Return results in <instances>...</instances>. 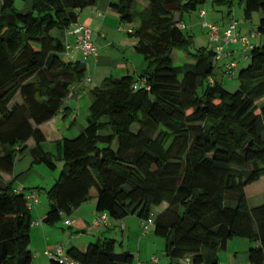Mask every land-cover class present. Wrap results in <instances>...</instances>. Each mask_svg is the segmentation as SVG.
Wrapping results in <instances>:
<instances>
[{
  "label": "trees",
  "instance_id": "16d2710c",
  "mask_svg": "<svg viewBox=\"0 0 264 264\" xmlns=\"http://www.w3.org/2000/svg\"><path fill=\"white\" fill-rule=\"evenodd\" d=\"M98 1L31 0L22 12L0 0V173L13 172L32 139V165L53 172L62 163L42 190L48 210L41 224H58L94 190L95 210L108 221L136 216L141 227L153 220L167 264H220L234 239L247 241L249 264H264V204L250 209L246 198V188L264 178V0H240L245 21L260 14L261 45L252 46L244 69L234 59L231 93L214 77L213 49L196 47L184 25L206 0L112 3L122 24H135L134 51L147 68L137 79L108 78L93 89L83 130L56 141L50 153L40 127L85 78L53 33L68 31ZM26 196L0 176V264H33ZM116 244L104 238L84 250L69 247L65 260L49 264H133L134 255L117 253Z\"/></svg>",
  "mask_w": 264,
  "mask_h": 264
},
{
  "label": "crops",
  "instance_id": "0c3cea01",
  "mask_svg": "<svg viewBox=\"0 0 264 264\" xmlns=\"http://www.w3.org/2000/svg\"><path fill=\"white\" fill-rule=\"evenodd\" d=\"M13 1L16 9L22 12L31 10V0ZM116 1L99 0L93 7L78 13L76 25H83L90 29L91 39L98 50V55L96 58L85 57L79 51L71 52L69 55V59L72 62H78L84 68L85 78L74 86L69 97L65 99L60 113L40 127L46 140L44 144L51 146L54 150L56 148V141L63 138H75L85 127L86 119L89 115V106L92 101L91 92L93 89L101 87L103 81L108 78H121L130 75L137 79L147 68V64L143 61L142 57L134 51L137 40L131 37V33L135 28V24L129 25L120 22L119 14L112 8V3ZM214 2L223 3L224 1L214 0ZM135 3L140 4L142 7L147 5L144 0H135ZM230 9H228L227 13L221 15L220 27L225 29L231 22H235L237 23L239 33L242 36H249V49L246 52L243 51L242 46L239 44L231 45L228 48V51L232 55L236 51L240 52V57L234 58L232 56L233 59H243L246 61V55L250 52L252 46L259 47L261 45V38L256 33L258 24L256 26L246 25L247 23L240 24L235 18L234 12ZM188 18L190 23L189 28L184 21L187 31L199 26L197 21L196 24H192L193 19L191 16H188ZM74 28L75 25L63 34L56 31L53 33L54 36L62 39L66 49L74 43ZM174 56L177 60L185 58L184 54L178 52ZM214 77L219 82L225 80L221 69L218 70V73ZM86 79L90 80L87 85L84 84V80ZM225 81L230 82L228 80ZM44 144L43 148L45 147ZM34 145L35 143L32 139L27 142V151L16 158L11 174L0 173L5 183L12 182L15 190L22 191L25 195H28L31 193V190L36 188L38 191L50 189L56 180L55 172H51L43 165H32L33 158L30 151ZM44 150L53 153L49 147L47 150L44 148ZM259 182H264V178H261ZM259 187H256L257 189H251L249 192L248 190L251 188V185L246 188L247 201L249 194L264 197V187L261 186L260 189ZM40 193V191L37 192V196ZM38 199V206L31 211L33 221L39 223V225L32 227L30 230L29 249L32 252L33 264H49L50 258L44 252L49 250L51 255L56 256V253H54L55 246L62 247L63 252L61 258H65L67 248L75 247L79 250H84L89 244H93L104 238H112L116 243H118L117 239H120V249L124 247L125 251L134 255L133 264H162L158 255L162 249L161 242L150 231L152 227L144 232L140 227L141 221L138 218L137 222L131 220L136 216H129L122 221L109 220L107 225L99 228L91 227V221L98 215L95 210L96 194L92 196L89 202L83 204L70 216L63 217V226H65V221L72 223L70 226H66L67 230L62 229L59 224L54 226L41 224L48 210V201L46 198L44 201H40L39 197ZM234 240L228 243L225 252L219 253L218 258L220 264H249L247 255L249 245L247 241L240 239L241 241L235 243ZM234 244H239L242 249L244 248V253H246L241 257L240 261ZM156 245H158V249H156ZM165 264H167V259ZM179 264L190 263L180 262Z\"/></svg>",
  "mask_w": 264,
  "mask_h": 264
},
{
  "label": "built area",
  "instance_id": "2783aa9c",
  "mask_svg": "<svg viewBox=\"0 0 264 264\" xmlns=\"http://www.w3.org/2000/svg\"><path fill=\"white\" fill-rule=\"evenodd\" d=\"M201 20H204L206 14L204 11H199L198 14ZM184 28L183 25L180 26ZM202 27L207 30V37L209 41V46L215 52V62H222V73L225 80L232 81L235 77L237 71V65L234 59L232 58V54L228 51V48L231 45L239 44L242 46L244 52L249 49V36H242L239 33L237 28V23L231 22L225 29H222L220 26L216 24H208L205 21L202 23ZM74 43L70 45L66 49V57H69L71 52L79 51L85 57L96 58L98 55V50L91 39V31L87 27L83 25H75L73 30ZM90 82L89 79L84 80V84L87 85ZM134 88H137V85H134ZM73 90V89H72ZM27 200V208L32 211L39 204V199L36 193H29L26 196ZM109 223L106 214L99 213L92 221L91 224L93 227H101L105 226ZM72 223L70 221H65V226H70ZM39 225L38 222L33 221L31 226ZM153 225V220L149 219L147 221L142 222L141 228L144 232H146ZM62 247L55 246L54 253L56 256L51 255L49 250H46L44 254L50 258H56L59 260H65V258H61L62 255ZM155 260V259H153ZM184 262L189 263V258H186Z\"/></svg>",
  "mask_w": 264,
  "mask_h": 264
},
{
  "label": "rangeland",
  "instance_id": "374dc122",
  "mask_svg": "<svg viewBox=\"0 0 264 264\" xmlns=\"http://www.w3.org/2000/svg\"><path fill=\"white\" fill-rule=\"evenodd\" d=\"M223 1H224L223 3H218V2H214V0H206L205 4L201 6V11H204L205 14H206L204 20H201L200 18H198L199 11H197L195 13H191V14L185 16L184 20H185L186 24L188 25V28H189V25H190L188 16L192 17V19H193V21H192L193 23L192 24H196L197 22L199 23V26L194 27L192 30H190V29L188 30V32L191 35H193V37H194V41H195V46L196 47L209 46V41H208V37H207V30L202 27L203 21H205L208 24H217L218 26H220L221 15H224V13H227L229 8H231L230 10H232L234 12V14H235L234 16H235V18L238 20V22L240 24L241 23L242 24L243 23H247L246 25H251V26H256L258 24L259 18H260V14H258V13H254L250 21H244L243 14H242L243 6L242 5L239 6V0H233V1L232 0H223ZM137 6L142 7L140 4H137ZM221 13H223V14H221ZM252 19H254V20H252ZM247 55L249 56V53ZM232 56L234 58H239L240 57V52L236 51L235 53H233ZM221 63L222 62L217 63L216 68H215V75H216V73H218V70H219L218 66L221 65ZM237 63H238V70H240V69H244L248 65L249 61L248 60L244 61L243 59H238ZM222 82H223V85H224L225 89L228 92L231 93V92H234L236 90L237 83H238L237 79L234 80V81H230L229 83L226 82L225 80H223ZM133 130H136V127H134ZM48 147H49V149H52L53 153L55 152L54 148H52L51 146H46L45 145L44 148L47 150ZM56 167H57L56 170L53 171V172H55V179H57L58 176H59L60 169L62 168V163H57ZM260 184H261L262 187H264V182H259V183L257 182V183H254V184L251 185V188L248 190V192L251 189H257L256 187H259ZM261 186L259 187V189L261 188ZM94 194H95V191L93 190L91 192V196H93ZM248 196H249L248 206H249L250 209L255 208L256 206L264 204V201H262L264 199H261V198H264V197H261L260 195L259 196L258 195L254 196V194H252V195L249 194ZM38 197L40 198V201L41 200L44 201V199L46 198V196H45V194H44V192L42 190H41V193H40V195ZM131 220H133L135 222L138 221L137 217H134ZM58 224L60 225V227L62 229L67 230L66 226H63L62 221L59 222ZM150 231L153 232V229L152 230L150 229ZM118 238H120V237H118ZM157 239L161 242V247H162V249L158 253L160 259L158 257L157 258L160 260V262L162 264H165L166 259H165L164 255L162 254L163 248H164V241L161 238H157ZM117 241H118V243L115 246V251L117 253H121V252L125 251L124 247L122 249H120V247H119L120 239H117ZM234 241H235V243H238L241 240L240 239H235ZM124 246H125V243H124ZM234 248L236 249V252L238 253L239 261H240L241 257L244 256V254H246V253H244V248L242 249L239 244H234ZM156 249H158V245H156Z\"/></svg>",
  "mask_w": 264,
  "mask_h": 264
}]
</instances>
